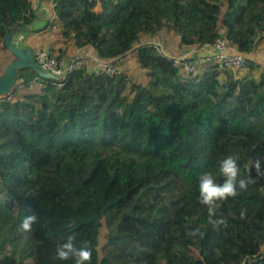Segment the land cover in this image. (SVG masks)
<instances>
[{
  "label": "trees",
  "instance_id": "16d2710c",
  "mask_svg": "<svg viewBox=\"0 0 264 264\" xmlns=\"http://www.w3.org/2000/svg\"><path fill=\"white\" fill-rule=\"evenodd\" d=\"M54 3L74 49L117 62L131 54L145 82L84 66L28 91L36 73L17 71L0 95V264H74L56 247L94 225L105 264H264V177L218 201L214 215L198 191L205 171L223 182L227 155L239 157L241 178L264 161V72L255 64L236 77L204 63L185 74L153 41L171 32L182 49L223 35L250 54L264 41V0ZM35 20L31 0H0L2 46ZM220 218L227 226L213 227ZM196 228L203 235L189 236Z\"/></svg>",
  "mask_w": 264,
  "mask_h": 264
},
{
  "label": "built area",
  "instance_id": "2783aa9c",
  "mask_svg": "<svg viewBox=\"0 0 264 264\" xmlns=\"http://www.w3.org/2000/svg\"><path fill=\"white\" fill-rule=\"evenodd\" d=\"M54 0L50 1L53 9ZM52 24L58 22V16L53 11L51 16ZM31 54L42 72L49 76L63 77L66 74L80 70L84 66L95 75L115 76L121 72L119 62L113 60H103L97 56L77 52L66 61L58 59L57 51L44 45H34L31 47ZM200 51L204 61L213 64L220 70H229L233 72L246 71L252 65L263 64V60L253 59L249 54H245L232 48L223 35L215 37L212 41H206L199 46L187 45L177 53L174 63L181 67V71L185 74H192L198 71L200 62L193 57ZM264 72V70H263ZM43 77L36 74L28 82V89H34L42 84Z\"/></svg>",
  "mask_w": 264,
  "mask_h": 264
},
{
  "label": "clouds",
  "instance_id": "9594fccd",
  "mask_svg": "<svg viewBox=\"0 0 264 264\" xmlns=\"http://www.w3.org/2000/svg\"><path fill=\"white\" fill-rule=\"evenodd\" d=\"M156 44V43H155ZM239 157L236 155H227L219 161L218 176L223 178L222 183H217V176L212 172H203L198 178L199 202L207 207L208 212L215 214L218 201H225L229 198H236L240 191L247 189L250 183L255 181L257 176L264 177V161L260 159L253 160L250 165V171L255 175H250L248 178H241V168L238 164ZM245 216L242 210L240 213L241 219ZM35 214L25 217L22 221L21 228L25 231H30L32 224L36 221ZM213 227L220 225L227 226V221L224 218L212 220ZM189 236L195 237L203 235L198 228L192 229L188 233ZM75 237L69 235L67 239L56 247V257L59 260H73L74 264H90L92 260V250L87 245L77 247L74 243Z\"/></svg>",
  "mask_w": 264,
  "mask_h": 264
},
{
  "label": "crops",
  "instance_id": "0c3cea01",
  "mask_svg": "<svg viewBox=\"0 0 264 264\" xmlns=\"http://www.w3.org/2000/svg\"><path fill=\"white\" fill-rule=\"evenodd\" d=\"M51 0H31L33 8L36 13V20L33 21L26 31L16 32L11 40L13 45L18 48L31 50V47L34 45H44L50 48H54L57 51V54L62 55L61 60L66 61L73 54L77 52L90 54L92 56H97L96 52L91 48H82L74 49L69 43V39L65 40V37L62 34L58 33V23L54 22V25L51 21V16L53 14V9L50 5ZM57 23V24H56ZM55 27V28H54ZM36 30V31H35ZM39 30V31H37ZM167 37L162 33L155 38H153L154 43H156L160 49L166 54L174 57L182 49L178 48V51H175L172 44L165 39ZM174 41L178 42L177 35L174 34ZM21 39L25 44H17L16 39ZM235 49V48H234ZM253 59H257V54L252 52L249 54ZM200 62V65L206 63L203 58V55L200 51L193 55ZM13 60L11 55H3L0 58V75L3 73L5 67ZM122 61V60H121ZM120 61V62H121ZM88 66V65H87Z\"/></svg>",
  "mask_w": 264,
  "mask_h": 264
},
{
  "label": "rangeland",
  "instance_id": "374dc122",
  "mask_svg": "<svg viewBox=\"0 0 264 264\" xmlns=\"http://www.w3.org/2000/svg\"><path fill=\"white\" fill-rule=\"evenodd\" d=\"M58 33L61 34V31H58ZM162 34L164 36L167 35V37L165 39L169 42V44H172L171 46L173 47V49H175V51H178L179 46L174 41V37H173L174 34L171 32H163ZM16 43L20 44V45L25 44L20 38L16 39ZM10 44L11 45L14 44L12 40H10ZM254 52H255V54H257L256 56H257L258 60L264 61V41L257 42ZM7 54L11 55L15 59L14 55L11 54L10 50L5 49L2 46V43H0V58H2L3 55L5 56ZM119 64H120L122 70L127 75H129L130 78L135 79L139 82H145L144 71L137 64H135V60L133 59L131 54H128L126 57H124L122 59V61L119 62ZM257 66H258V68L256 67L254 69V74L258 77L260 75L261 71L264 70V63L258 64ZM233 73H235L234 75H236V77H237L238 75L245 74V71L233 72ZM225 79H226V75L224 73H222L219 76V81L221 83H223V82H225ZM37 89L38 88H34V89H30L28 91H33V90H37ZM94 227H95L94 231H88L86 229V227L80 226L76 232H74L73 234H70V235H73L75 237L74 243L76 244L77 247H80V246H83L84 244H87L91 248L92 260L90 261V264H105V262L101 258V254L99 252V248H100V245L102 243V230H101V228H97L95 225H94ZM68 236L69 235L65 236L64 241L67 239ZM43 257H45L44 253H43Z\"/></svg>",
  "mask_w": 264,
  "mask_h": 264
},
{
  "label": "water",
  "instance_id": "95a60500",
  "mask_svg": "<svg viewBox=\"0 0 264 264\" xmlns=\"http://www.w3.org/2000/svg\"><path fill=\"white\" fill-rule=\"evenodd\" d=\"M6 45L15 59L13 58L0 75V95L7 94L16 83L18 70L30 68L43 78L50 77L48 74L41 71L34 61L30 50L11 45L8 39L6 40Z\"/></svg>",
  "mask_w": 264,
  "mask_h": 264
}]
</instances>
